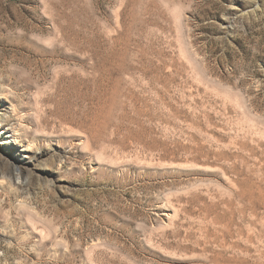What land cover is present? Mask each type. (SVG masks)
Wrapping results in <instances>:
<instances>
[{"label":"rangeland","instance_id":"rangeland-1","mask_svg":"<svg viewBox=\"0 0 264 264\" xmlns=\"http://www.w3.org/2000/svg\"><path fill=\"white\" fill-rule=\"evenodd\" d=\"M0 134V264H264V0H0Z\"/></svg>","mask_w":264,"mask_h":264},{"label":"bare ground","instance_id":"bare-ground-1","mask_svg":"<svg viewBox=\"0 0 264 264\" xmlns=\"http://www.w3.org/2000/svg\"><path fill=\"white\" fill-rule=\"evenodd\" d=\"M1 135V134H0ZM16 136V135H15ZM16 138H18V137H16ZM12 140V139H11ZM16 140H18V139H15V137H14V141L16 142ZM4 141L7 143V141H8V139H4Z\"/></svg>","mask_w":264,"mask_h":264}]
</instances>
